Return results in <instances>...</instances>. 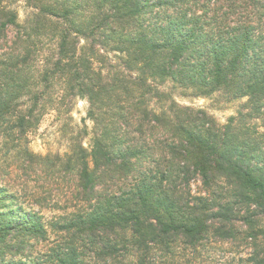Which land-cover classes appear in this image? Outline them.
<instances>
[{"label": "trees", "instance_id": "16d2710c", "mask_svg": "<svg viewBox=\"0 0 264 264\" xmlns=\"http://www.w3.org/2000/svg\"><path fill=\"white\" fill-rule=\"evenodd\" d=\"M16 1L0 0V264H199L214 243L264 264V0H23V19ZM215 93L240 100L224 123L177 100ZM76 99L91 127L31 150ZM22 194L59 211L46 223Z\"/></svg>", "mask_w": 264, "mask_h": 264}, {"label": "rangeland", "instance_id": "374dc122", "mask_svg": "<svg viewBox=\"0 0 264 264\" xmlns=\"http://www.w3.org/2000/svg\"><path fill=\"white\" fill-rule=\"evenodd\" d=\"M18 12L19 18L23 19L25 14V8L23 6V0H17L13 4ZM177 100L182 103L192 104L197 107L205 108L210 114L214 116V118L219 123H224L226 119L236 113L238 108V104L240 100H230L224 97L220 93H215L208 97H196V98H186L177 96ZM88 109V102L84 99H76L75 104L73 106L72 111L69 116L66 118L56 119L53 115H46L42 120L41 124L38 126L36 131L29 136V147L34 152L45 154V153H54L59 151L63 153L66 150L67 141L65 136L63 135V123L66 124L65 129L68 130L69 127L80 128L84 123L88 128L91 127V122L86 117V112ZM84 145L87 144L88 138L84 140ZM5 148H3L2 141L0 138V161H3L6 157ZM29 187L34 189L32 185L33 182H29ZM198 183H194L193 187H196ZM29 191V189L27 190ZM21 200L24 201V205L27 209H35L40 211V214L43 216V219L46 223H50L52 221V215L55 212L59 211L58 208L54 207H40L34 204L29 197V195L22 194ZM30 205H32L30 207ZM49 240H52L56 237L54 230L49 226ZM51 245V242H39L35 244V249L37 251L43 252L46 251L48 246ZM207 251H205L202 255H199L196 260L199 264H224L228 263V260L234 256L235 259L233 263H237V259L239 254H234L232 249L226 244L214 243L212 244ZM233 253V254H232ZM185 261L179 257L176 261V264H184Z\"/></svg>", "mask_w": 264, "mask_h": 264}]
</instances>
